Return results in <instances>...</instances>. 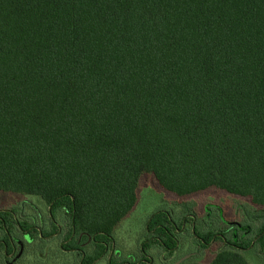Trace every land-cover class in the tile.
Masks as SVG:
<instances>
[{"label": "trees", "instance_id": "trees-1", "mask_svg": "<svg viewBox=\"0 0 264 264\" xmlns=\"http://www.w3.org/2000/svg\"><path fill=\"white\" fill-rule=\"evenodd\" d=\"M144 175L244 200L178 203L222 245L181 264L264 254V0H0V196L63 214L71 249L114 234Z\"/></svg>", "mask_w": 264, "mask_h": 264}, {"label": "flooded vegetation", "instance_id": "flooded-vegetation-1", "mask_svg": "<svg viewBox=\"0 0 264 264\" xmlns=\"http://www.w3.org/2000/svg\"><path fill=\"white\" fill-rule=\"evenodd\" d=\"M172 209H177V211ZM35 211L37 212L32 205L29 208H24L21 205L19 209L14 208L13 204L0 207V264H16L20 259L28 257L30 254L29 245L35 240V237L48 240V238L58 236L60 232L62 233V226L55 222V216L50 212L47 216L35 215ZM158 213L163 215L161 218L163 223L151 225V221ZM59 214L65 219L63 214ZM173 217L175 221L172 220ZM170 220L172 223H168ZM195 220L196 217L191 211L183 210L180 207L170 209L159 207L153 210L142 228L144 234L142 233L143 235L139 239L140 255L136 258L131 251L129 253L116 248L113 234L106 236L101 242L93 241L92 238H87L86 242H81L82 236L80 235L77 238L78 247L63 248V245H66L74 237V233H72L68 240L64 238L61 249L64 252L81 256L82 259L87 252L96 255L100 251V255L94 258L90 264H153V258L156 255L158 261L162 264L168 262L181 264L188 259H197L200 255H205L209 249V244L194 234ZM5 221H9L11 225H6ZM19 221H25V224H18ZM35 222L37 223L35 224ZM46 227L51 228L52 231L47 233L44 230ZM167 238L174 243L172 248L163 246V239ZM91 241H93L92 244ZM182 246L184 248H181ZM228 247L233 248L232 245ZM182 249L189 250L181 255ZM238 251L248 252V250ZM126 252L127 254H124ZM251 254H255V251ZM124 255L128 256L127 260L121 258ZM82 259L80 264H82Z\"/></svg>", "mask_w": 264, "mask_h": 264}, {"label": "rangeland", "instance_id": "rangeland-1", "mask_svg": "<svg viewBox=\"0 0 264 264\" xmlns=\"http://www.w3.org/2000/svg\"><path fill=\"white\" fill-rule=\"evenodd\" d=\"M24 200H18L16 197L8 195L0 196V207L13 204L14 208H16V205ZM27 201L41 207V211H46V208L39 204L36 198H29ZM180 202L196 205L198 208L204 204H216L224 210L229 219L233 220L238 218V209L240 204L244 203V200L214 188L180 199L160 190L151 175H144L139 180L136 206L118 225L113 234L116 248L121 249V251H128L129 253L131 251V253H134L135 258L138 257L140 255L139 239L144 234L142 228L150 213L159 207L176 208ZM172 210L177 211V209ZM55 222L62 226V233L60 232L58 236L48 238V240L35 237V240L29 245L30 254L28 257L20 259L16 264H80V256L64 252L61 249V243L67 234V221L57 213L55 215ZM44 230L47 233L52 231L49 227H46ZM221 247V244H214L205 255H200L199 258H193V260H197L199 263L209 262ZM181 248H184V246ZM188 250L182 249L180 254L183 255ZM241 253H243L244 258L249 264H264V254L260 253L259 250L255 251V254ZM124 254H127V252ZM127 257V255H124L121 258L127 260ZM153 264H162L158 261L157 255L153 258ZM167 264H171V262Z\"/></svg>", "mask_w": 264, "mask_h": 264}]
</instances>
